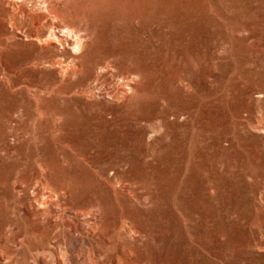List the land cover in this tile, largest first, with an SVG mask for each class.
I'll return each instance as SVG.
<instances>
[{"label":"rangeland","instance_id":"obj_1","mask_svg":"<svg viewBox=\"0 0 264 264\" xmlns=\"http://www.w3.org/2000/svg\"><path fill=\"white\" fill-rule=\"evenodd\" d=\"M48 1L0 0V263L264 264V0ZM52 22L91 33L84 78Z\"/></svg>","mask_w":264,"mask_h":264},{"label":"bare ground","instance_id":"obj_2","mask_svg":"<svg viewBox=\"0 0 264 264\" xmlns=\"http://www.w3.org/2000/svg\"><path fill=\"white\" fill-rule=\"evenodd\" d=\"M48 1V0H47ZM50 1V0H49ZM48 1V2H49ZM136 2V1H135ZM138 2V1H137ZM43 3V2H42ZM51 3V2H50ZM50 3H48V5L50 4ZM56 3V2H55ZM54 3V4H55ZM47 4V3H46ZM53 4V5H54ZM50 5H52V4H50ZM49 5V6H50ZM47 6V5H46ZM55 6V5H54ZM57 6V5H56ZM30 7H33V6H29L28 8H30ZM43 7V6H42ZM44 7H45V5H44ZM24 8V7H23ZM22 8V9H23ZM25 8H26V6H25ZM24 8V11L26 12V9ZM35 8V7H34ZM53 8V7H52ZM57 8V7H56ZM33 9V8H32ZM41 9H43V8H41ZM50 9V8H49ZM54 9V8H53ZM59 9V8H58ZM28 10V9H27ZM38 10H40V9H38ZM51 10V9H50ZM61 10V9H60ZM71 10V9H70ZM31 11V9L29 10V12ZM33 11V10H32ZM35 11L37 12V10H36V8H35ZM46 11V10H45ZM56 10H53V12H55ZM59 11V10H58ZM57 11V12H58ZM72 11V10H71ZM23 12V11H22ZM24 12V13H25ZM34 12V11H33ZM39 12V11H38ZM42 11H40V14H42L41 13ZM51 12V11H50ZM61 12V11H60ZM74 12V11H73ZM31 13V12H30ZM44 13V12H43ZM172 13V12H171ZM23 14V13H22ZM29 14V13H28ZM38 14V13H37ZM44 14H46V13H44ZM47 14H49V13H47ZM57 14V13H56ZM55 14V16H57L58 17V15H56ZM61 14V13H60ZM63 14V13H62ZM27 14H25V16H26ZM53 15V14H52ZM65 15V14H64ZM24 16V15H23ZM30 16V15H29ZM32 16H34V15H32ZM44 16V15H43ZM47 16V15H46ZM60 16V15H59ZM40 17V16H39ZM56 17V18H57ZM66 17V16H65ZM25 18H27V17H25ZM31 18V17H30ZM42 18V17H41ZM53 18H55V17H53ZM62 18V17H61ZM21 19H22V16H21ZM33 19V18H32ZM67 19H69V18H67ZM23 21L24 20H27V19H22ZM53 20V19H52ZM28 21V20H27ZM33 21V20H32ZM34 21H36V20H34ZM41 21H42V19H41ZM67 21V20H66ZM25 22V21H24ZM31 22V21H30ZM49 22H51V20L49 21ZM70 22V21H69ZM68 22V23H69ZM28 23V22H27ZM35 23V22H34ZM32 25H33V23H32ZM35 25V24H34ZM37 25V24H36ZM69 25V24H68ZM68 25L67 24H65V23H63V22H58V23H54V22H52L51 24H50V27H49V29L47 28L46 29V27H45V25L43 26L42 24H41V26L40 25H38L39 26V29L37 30V31H39L40 32V34H36L34 37H33V40L35 41V42H37L38 44H43V43H45L47 46H46V48L45 49H43V50H45L46 52H44V53H47L48 54V56L46 55V57L44 56V58L46 59V63H48L49 65H48V67H53V68H57L58 70H59V74H60V76H61V78H62V82H64L63 80H65L66 79V77L68 78V76L70 77V78H76V77H78L79 79L81 78V76H82V74H83V68H82V64H81V61L82 60H80V59H82V57H83V50L85 49V47H86V43H87V40H89L90 38H91V33L85 28L84 30L83 29H81V28H77V27H79V26H77V27H75V28H71L70 26L68 27ZM35 27V26H34ZM143 27V26H142ZM35 29V28H34ZM36 30V29H35ZM93 33V32H92ZM93 37V36H92ZM89 38V39H88ZM92 39V38H91ZM89 43V42H88ZM92 44V43H91ZM89 45V44H88ZM42 48H44V47H42ZM89 49V48H88ZM87 50V49H86ZM85 50V51H86ZM43 52V51H42ZM87 56V55H86ZM85 56V57H86ZM129 56H130V54H129ZM132 56V55H131ZM88 57V56H87ZM43 58V57H42ZM106 58H104V60H105ZM113 59V58H112ZM42 60V59H41ZM103 60V62H105ZM42 61H44V60H42ZM42 61H41V63H42ZM85 61H86V59H85ZM96 62V61H95ZM95 62H93V63H95ZM113 62H114V60H113ZM113 62H111V61H109V62H106V63H104L103 65H101L100 67H99V70H100V72H101V74H98V75H96V76H94V75H92L93 77H95L94 78V82H95V84L97 85V87H95V89L97 88L98 90H99V94H100V96H105V99H106V97H109V98H111V100L112 99H115V100H118L117 102L119 103V100H121V99H123V101H124V98L125 97H127L126 95H129L128 94V92H130V90H131V82H130V79H129V81H128V78H126L125 76V78L126 79H122L121 81L120 80H118V82L117 83H114L113 84V86H111V87H109V86H107L106 85V82L109 80H105V79H103V75H102V73H104V72H106V71H108V70H110L114 65L112 64ZM86 63V62H85ZM88 63V62H87ZM96 64V63H95ZM94 64V65H95ZM101 64V63H100ZM86 65V64H85ZM88 65V64H87ZM90 65V64H89ZM88 65V66H89ZM98 65V64H97ZM41 66V65H40ZM91 66H92V64H91ZM91 66H89V67H91ZM47 67V66H46ZM98 67V66H97ZM115 67V66H114ZM89 69V68H88ZM91 69V68H90ZM97 69V68H96ZM114 69V68H113ZM52 70V72H53V69H51ZM55 70V69H54ZM86 70V69H85ZM84 70V71H85ZM90 71V70H89ZM55 72V71H54ZM86 72V71H85ZM84 72V73H85ZM95 72V71H94ZM98 72V71H97ZM113 72H114V70H113ZM131 72H133V70L131 71ZM58 74V73H57ZM58 74V75H59ZM86 75H87V72L85 73ZM85 74H83V75H85ZM95 74V73H94ZM97 74V73H96ZM135 74H136V72H135ZM55 75V74H54ZM88 76H90V75H88ZM107 76V75H106ZM113 77H114V75H112ZM130 76V75H129ZM137 76V75H136ZM55 77V76H54ZM83 77V76H82ZM133 77V76H132ZM57 78V77H56ZM70 78H68V80L70 79ZM84 78V77H83ZM82 78V79H83ZM108 78H110V76L108 77ZM77 79V78H76ZM78 79V80H79ZM87 79V78H86ZM85 79V80H86ZM90 79V78H89ZM113 79H116V77L115 78H113ZM134 79H135V77H134ZM92 80H93V78H92ZM111 80V79H110ZM75 81V80H74ZM77 81V80H76ZM86 81H88V80H86ZM106 81V82H105ZM113 81V80H112ZM132 81V80H131ZM69 82H71V81H69ZM68 82V83H69ZM79 83H80V81H78ZM82 82V81H81ZM130 82V83H129ZM133 83H134V81H133ZM60 84V83H59ZM65 84V83H64ZM82 84H84V82L83 83H81V85ZM85 84H86V82H85ZM94 84V83H93ZM92 84V85H93ZM94 84V85H95ZM69 85V84H68ZM71 85V84H70ZM80 85V84H79ZM88 85V84H87ZM94 85H93V88H94ZM95 85V86H96ZM61 86V85H60ZM74 86V85H73ZM76 86V85H75ZM83 86V85H82ZM81 86V87H82ZM85 86V85H84ZM57 87H58V85H57ZM47 88V87H46ZM46 88H44L45 89V91H48V90H46ZM52 88V87H51ZM60 88H62V87H60ZM68 88H69V86H68ZM70 88H72V87H70ZM86 88H90V87H86ZM92 88V87H91ZM48 89H49V86H48ZM55 89V88H54ZM95 89H93V90H95ZM96 89V90H97ZM53 90V89H52ZM71 90V89H70ZM73 90V89H72ZM92 89H86V90H83V89H77V92L80 94V95H84V96H88V95H90V91H91ZM58 91V90H57ZM132 91V90H131ZM76 92V91H75ZM74 93L75 95H77L78 93ZM92 92V91H91ZM44 93V92H43ZM48 93V92H47ZM92 93H94V92H92ZM42 94V93H41ZM52 95H53V93H52ZM58 95V94H57ZM65 95V94H64ZM70 95V94H69ZM93 96H95V94H92ZM59 96V95H58ZM68 96V95H67ZM72 96L74 97V95L72 94ZM97 96H98V93H97ZM79 97V96H78ZM81 97V96H80ZM90 97V96H89ZM96 97V96H95ZM95 97H93L94 99H96ZM55 98V97H54ZM59 97H57V99H58ZM67 98H69V96L67 97ZM85 98V97H84ZM87 98V97H86ZM91 98H92V96H91ZM100 98V97H99ZM88 99V98H87ZM101 99H102V97H101ZM100 99V100H101ZM126 99V98H125ZM69 100H70V98H69ZM75 100V99H74ZM73 100V101H74ZM78 100V99H77ZM115 100H113V101H115ZM88 101V100H87ZM90 101V100H89ZM102 101H103V99H102ZM86 102V101H85ZM72 103V102H71ZM74 104H75V102H73ZM77 103V102H76ZM68 104V103H67ZM87 104V103H86ZM86 104H84V106L86 105ZM98 104V103H97ZM83 105V104H82ZM89 105V104H88ZM80 106V105H79ZM83 106V107H84ZM87 106V105H86ZM96 106V105H95ZM75 107V106H74ZM81 107V106H80ZM90 107H94V105L93 106H90ZM119 107V106H118ZM85 108V107H84ZM91 108V109H92ZM98 108V107H97ZM83 109V108H82ZM86 109H87V107H86ZM71 110V109H70ZM74 110H75V108H74ZM84 110V109H83ZM89 110V109H88ZM94 111V110H93ZM97 111V110H96ZM109 111V110H108ZM48 112V111H47ZM86 112V111H85ZM102 112V111H101ZM96 113V112H95ZM95 113H94V115H95ZM116 113V112H115ZM47 114V113H46ZM60 116H62V117H64L63 116V112H60V113H58ZM89 114H91L90 113V111H89ZM69 115V114H68ZM71 115V114H70ZM72 115H74V114H72ZM71 115V116H72ZM91 117H92V115H91ZM96 117V116H95ZM94 117V118H95ZM111 117V116H110ZM81 118H83V117H81ZM108 118V117H107ZM44 119V118H43ZM48 119V118H47ZM89 119H91L90 117H89ZM93 119V118H92ZM97 119V118H96ZM77 120H78V118H77ZM86 120V119H85ZM94 120V119H93ZM100 120V119H99ZM50 121V120H49ZM81 122L83 121L82 119L80 120ZM151 121V120H150ZM149 122V121H148ZM43 123V122H42ZM78 123H79V121H78ZM141 123V122H140ZM45 124V123H44ZM47 124V127H48V123H46ZM58 124V123H57ZM82 124V123H81ZM89 124V123H88ZM75 126V125H74ZM79 126V125H78ZM43 127V126H42ZM86 127V126H85ZM96 127V126H95ZM44 128V127H43ZM74 128V127H73ZM79 128V127H78ZM84 128V127H83ZM46 129V128H45ZM48 129V128H47ZM58 129V128H57ZM88 129V128H87ZM91 130V129H90ZM76 131V130H75ZM84 131V130H83ZM102 131V130H101ZM108 133H109V131H108ZM86 134V133H85ZM84 135V134H83ZM88 136V135H87ZM87 138V137H86ZM91 138V137H90ZM116 138V137H115ZM93 139V138H92ZM85 140V139H84ZM117 141H118V139H116ZM115 140V141H116ZM108 142H109V140H108ZM120 143H121V141H120ZM119 144V143H118ZM110 145V144H109ZM123 147V146H122ZM119 149V148H118ZM121 149V148H120ZM125 149V148H124ZM122 150H123V148H122ZM128 151V150H127ZM126 151V152H127ZM120 152V151H119ZM125 152V151H124ZM87 154V153H86ZM113 155V154H112ZM117 155V154H116ZM123 155V154H122ZM115 156V155H114ZM134 156V155H133ZM118 157V156H117ZM123 157V156H122ZM87 158V157H86ZM103 158V157H102ZM115 158V157H114ZM130 158H132V157H130ZM139 158V157H138ZM143 158H144V156H143ZM97 159H99V158H97ZM133 159V158H132ZM109 160H112V159H109ZM122 160V159H121ZM69 161V160H68ZM84 161V160H83ZM90 161V160H89ZM92 161V160H91ZM119 161V160H118ZM123 161V160H122ZM149 161V160H148ZM125 162V161H124ZM131 162V161H130ZM129 162V163H130ZM144 162V161H143ZM106 163H107V161H106ZM136 163V162H135ZM163 168V167H162ZM8 228H6V230H7ZM2 231H5V230H2ZM1 231V229H0V240L1 239H4V236H3V232ZM7 232V231H6ZM8 233V232H7ZM9 234V233H8ZM6 236V235H5ZM11 237V236H10ZM14 237V236H13ZM6 238V237H5ZM10 239V238H9ZM13 239V238H12ZM11 239V240H12ZM10 240V241H11ZM7 242H9V241H7ZM33 251V250H32ZM36 253V252H35ZM32 255H33V253H32ZM35 255H33V257H34ZM32 257V256H31ZM32 257V258H33ZM36 257V256H35ZM37 258H38V256H37ZM35 259V258H34ZM0 264H5V263H0ZM9 264H13V263H9Z\"/></svg>","mask_w":264,"mask_h":264}]
</instances>
